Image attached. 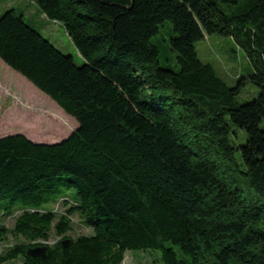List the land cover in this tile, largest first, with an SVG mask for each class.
Masks as SVG:
<instances>
[{"label":"trees","instance_id":"16d2710c","mask_svg":"<svg viewBox=\"0 0 264 264\" xmlns=\"http://www.w3.org/2000/svg\"><path fill=\"white\" fill-rule=\"evenodd\" d=\"M26 1L63 26L81 64L14 10L0 16V61L77 129L53 145L0 139V210L14 219L0 243L15 241L0 264H121L130 251L159 252L157 264H264V0ZM165 22L173 59L161 67L151 39ZM212 36L249 63L232 88L198 58ZM247 84L258 95L240 105ZM74 224L89 234L69 237ZM51 240L45 257L25 255Z\"/></svg>","mask_w":264,"mask_h":264},{"label":"rangeland","instance_id":"374dc122","mask_svg":"<svg viewBox=\"0 0 264 264\" xmlns=\"http://www.w3.org/2000/svg\"><path fill=\"white\" fill-rule=\"evenodd\" d=\"M7 10H14L17 14H21L26 18V22L57 50L65 56H71L75 64H81V59L63 26L49 22L33 3L26 0H0V16ZM170 34H172L171 24L165 22L159 28L157 36L151 39V43L159 50L161 67H167L166 60L169 59L172 62L173 59V54L169 51ZM195 49L199 60L211 65L217 75L231 88L235 86L239 77L245 78L250 73L245 54L230 38L212 36L196 44ZM28 89L43 98L45 102L43 109L33 108L32 104H29ZM257 95V88L247 84L238 96L237 102L240 105L251 103ZM76 129L77 124L73 118L67 116L49 98L0 61V133L2 136L21 134L33 143L56 144L67 139ZM230 138L236 147L242 146L246 140L244 132L235 128H232ZM53 207V203H48L42 208L52 210ZM13 221V218L6 220L5 212L0 210V226L8 230L12 227ZM74 222L76 223L75 218ZM73 227L74 230L67 234L71 238L89 234V230L81 225L74 224ZM14 242L8 238L4 243H0L2 247L0 250H4ZM155 256L159 257V252L130 251L126 252L121 264H157Z\"/></svg>","mask_w":264,"mask_h":264},{"label":"water","instance_id":"95a60500","mask_svg":"<svg viewBox=\"0 0 264 264\" xmlns=\"http://www.w3.org/2000/svg\"><path fill=\"white\" fill-rule=\"evenodd\" d=\"M8 137H10V136H8ZM35 144H38V143H35ZM42 145H46V144H42ZM49 145H53V144H49ZM67 244H68V241H66V240L62 242L63 246H66ZM46 251H47V248L45 246L36 247V248H28L25 255L27 257H31V258H43V257H45Z\"/></svg>","mask_w":264,"mask_h":264},{"label":"crops","instance_id":"0c3cea01","mask_svg":"<svg viewBox=\"0 0 264 264\" xmlns=\"http://www.w3.org/2000/svg\"><path fill=\"white\" fill-rule=\"evenodd\" d=\"M3 64V63H2ZM16 135H21V134H16ZM14 136V135H11ZM23 136V135H22ZM5 136H2V133H0V139L4 138Z\"/></svg>","mask_w":264,"mask_h":264}]
</instances>
